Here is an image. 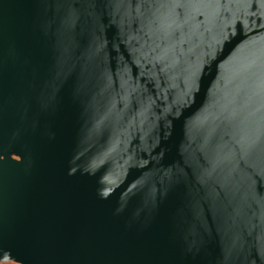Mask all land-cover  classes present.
I'll list each match as a JSON object with an SVG mask.
<instances>
[{"label":"water","instance_id":"95a60500","mask_svg":"<svg viewBox=\"0 0 264 264\" xmlns=\"http://www.w3.org/2000/svg\"><path fill=\"white\" fill-rule=\"evenodd\" d=\"M0 261L264 264V0H0Z\"/></svg>","mask_w":264,"mask_h":264},{"label":"rangeland","instance_id":"374dc122","mask_svg":"<svg viewBox=\"0 0 264 264\" xmlns=\"http://www.w3.org/2000/svg\"><path fill=\"white\" fill-rule=\"evenodd\" d=\"M0 264H17V263L12 262V261H7V262H1V261H0Z\"/></svg>","mask_w":264,"mask_h":264}]
</instances>
